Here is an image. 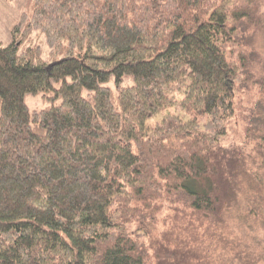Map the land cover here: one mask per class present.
<instances>
[{
	"label": "trees",
	"instance_id": "1",
	"mask_svg": "<svg viewBox=\"0 0 264 264\" xmlns=\"http://www.w3.org/2000/svg\"><path fill=\"white\" fill-rule=\"evenodd\" d=\"M11 38L0 264H264V0H31Z\"/></svg>",
	"mask_w": 264,
	"mask_h": 264
},
{
	"label": "rangeland",
	"instance_id": "2",
	"mask_svg": "<svg viewBox=\"0 0 264 264\" xmlns=\"http://www.w3.org/2000/svg\"><path fill=\"white\" fill-rule=\"evenodd\" d=\"M31 0H0V41L4 44L11 42V32L13 27L20 21L22 14L30 9ZM38 43L44 46L45 53L47 55L48 48L45 43V39L42 36L36 37ZM27 103L32 110L41 109L45 107V103L41 97H29ZM245 123L242 120L236 119L229 125V137L226 142L227 146H244L245 140ZM264 235V232L250 233L251 239H255L258 234ZM241 235V234H240ZM262 239V238H261ZM264 241V240H263ZM261 241V242H263ZM264 247V244L261 245Z\"/></svg>",
	"mask_w": 264,
	"mask_h": 264
}]
</instances>
